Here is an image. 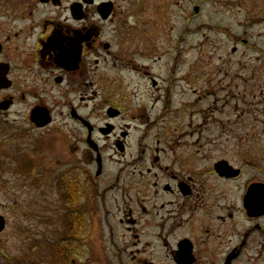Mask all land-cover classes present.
I'll return each mask as SVG.
<instances>
[{
	"label": "flooded vegetation",
	"instance_id": "flooded-vegetation-1",
	"mask_svg": "<svg viewBox=\"0 0 264 264\" xmlns=\"http://www.w3.org/2000/svg\"><path fill=\"white\" fill-rule=\"evenodd\" d=\"M120 2L134 8L0 0V119L16 110L33 130L73 138L69 174L82 201L107 197L134 239V263L264 264V0L239 10L244 31L231 34L230 51L242 48L247 64L233 107L224 114L223 102L225 117L206 130L186 124L198 92L177 89L185 62L166 61L152 37H123ZM139 45L147 67L134 65ZM153 70L168 73V89ZM147 84L154 92L140 93Z\"/></svg>",
	"mask_w": 264,
	"mask_h": 264
},
{
	"label": "rangeland",
	"instance_id": "rangeland-1",
	"mask_svg": "<svg viewBox=\"0 0 264 264\" xmlns=\"http://www.w3.org/2000/svg\"><path fill=\"white\" fill-rule=\"evenodd\" d=\"M243 2L134 0V8L120 2L125 21L123 37H152L155 45L162 44L166 61L172 64L179 55L185 62L178 74L186 76L185 83L180 82L177 89H183L186 97L188 87L198 92L191 100L188 98L195 115L189 120L186 117L187 127L196 128L199 123L201 129H213L214 122L225 117L219 111L222 103L227 104L221 110L224 114L233 107L230 98L237 94L242 78L239 67L247 63L242 48L232 55L229 37L244 31L239 12ZM196 7L198 14L194 12ZM144 55L148 57L140 45L134 47V65L147 67ZM152 75L163 78L161 91L169 87L168 73L153 70ZM190 76H195L193 81ZM125 81L134 88L133 76ZM147 86L140 93L153 91ZM14 111L0 119V217L5 222L0 233V264H63L57 249L71 226V209L58 184L65 174L71 175L68 162L77 155L72 153L74 141L52 129L33 130L28 121H16L15 115L20 117L21 113ZM106 155L112 152L107 150ZM108 205L107 197L93 193L77 206V212L88 214L89 229L83 242L76 244L77 256H70L66 264H136L132 260L134 239L116 226Z\"/></svg>",
	"mask_w": 264,
	"mask_h": 264
},
{
	"label": "trees",
	"instance_id": "trees-1",
	"mask_svg": "<svg viewBox=\"0 0 264 264\" xmlns=\"http://www.w3.org/2000/svg\"><path fill=\"white\" fill-rule=\"evenodd\" d=\"M61 180L60 192L63 199L71 206H74L76 209L77 206L81 205L82 203V195H81V185L72 180L70 176H66ZM70 219L72 225L68 228V231L65 233V237L62 242L59 244L57 249V255L60 258V261L63 264H66L68 260H70V256L74 255L77 256V243L83 242L85 236L88 233L89 229V220L87 216L83 215V212H74L70 215ZM69 251L71 253H69ZM63 258V259H62Z\"/></svg>",
	"mask_w": 264,
	"mask_h": 264
},
{
	"label": "water",
	"instance_id": "water-1",
	"mask_svg": "<svg viewBox=\"0 0 264 264\" xmlns=\"http://www.w3.org/2000/svg\"><path fill=\"white\" fill-rule=\"evenodd\" d=\"M194 12H195V13H198V8H195V9H194ZM46 123H47V122L42 123V124L37 123V126H38V127H42V126H44ZM3 229H4V222H3L2 219L0 218V233L3 231Z\"/></svg>",
	"mask_w": 264,
	"mask_h": 264
}]
</instances>
